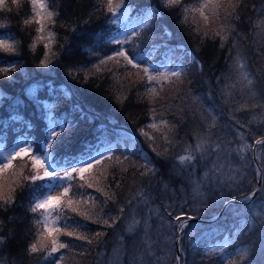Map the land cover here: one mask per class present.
<instances>
[{
    "label": "trees",
    "instance_id": "16d2710c",
    "mask_svg": "<svg viewBox=\"0 0 264 264\" xmlns=\"http://www.w3.org/2000/svg\"><path fill=\"white\" fill-rule=\"evenodd\" d=\"M124 1L133 3V12L136 13L157 2ZM202 1L180 0V4L165 9L162 20L154 18L149 23V27L157 32L161 25L168 27L172 33L169 44L173 48L180 46L175 56L184 61L182 82L173 85L166 81L158 91L160 95L155 97L147 96L142 84L131 86L130 81L139 80L144 75L142 72L131 66L123 67V61L121 66L109 61L107 65L96 68L93 66L97 64L95 57L84 50L91 48L102 54L109 49L96 45L97 33L103 32L107 39L111 32L105 29L111 28L114 34L117 27L105 24L106 16L110 15L107 13L108 0H48L51 11L57 13L51 22H47L54 32L50 49L45 47L48 39L43 42L37 40L41 35L39 24L24 23L35 16L32 0H20L19 6L13 0H7L11 11L0 8V24L4 25L0 29L7 30L16 38L12 43L16 52L0 50L16 58L15 71L7 75L0 72L3 94L18 91L31 73L40 80L51 78L57 82L64 81L94 114V120L83 127L73 140L72 151H78L85 142H95L94 137L115 134V124H120L137 133L157 169L154 177H142L139 166L144 161L139 155L117 148L112 160H103L85 174L88 183L97 178L94 187L88 188L95 199H88L80 209L91 215L92 220H85L79 215V227L72 231L87 236L91 243L70 237L75 254L64 255L62 262L65 264H176V250L170 242L171 232L167 224L170 217L165 213L171 212L174 216L179 205L197 215L191 210L200 206L199 197L194 193V181L200 183L201 191L211 196L205 187L208 176H212L213 184L217 180L226 184L230 170L242 168L244 179L241 187L244 191L235 194L246 195L252 184H256V167L249 146L255 138L264 136V24L261 23L264 21V0H240L235 11L232 7L226 9L220 2V6L215 8L216 14L208 13V17L223 18L225 21L222 24L216 21L205 23L198 11L184 12V8L198 7ZM223 25L226 30L222 33L227 35L226 40L213 36L214 32L223 30ZM198 28L200 31H197ZM205 31L208 36L203 35ZM43 35L47 34L44 32ZM69 46L71 54L67 51ZM50 52L57 53L58 57H52L48 66L50 71H47L39 65ZM194 53L200 65L191 58ZM237 54L246 60L253 73L255 94L250 93L246 82L240 80L235 67ZM155 59L159 63L160 59ZM75 65L84 68L76 80L68 75ZM5 67L1 63L0 68ZM110 68L112 71L108 70ZM204 90L207 94L205 101L214 107L218 115L215 127L211 128L212 138L221 144L227 155L222 152L218 159L209 154L203 160L197 155L198 163L193 170L191 166L182 167L176 157L186 154L184 148L187 146L194 149L198 137L209 131V107L203 104L200 96ZM151 99L155 103H150ZM153 108L156 110L155 118L165 119L172 128L171 132L164 127L161 130L147 127L153 120ZM141 130L153 136L155 141L149 140ZM164 132H168L169 139L174 143L166 144L162 140ZM237 132L242 135H237ZM154 147L161 152L167 147V155L157 156ZM241 149L242 152L239 151ZM257 155L260 164L264 165V145H257ZM125 156L130 159L124 160ZM116 158H120L119 163ZM216 163L224 167L221 172L212 175L210 170ZM193 171L194 175H190ZM10 188L15 189L12 193L14 201L0 206V264H50L52 257H48L46 252L28 251L38 238L34 222L36 216L29 210L30 192L26 187L21 190L17 184ZM10 188L4 193H8ZM96 188L114 193V199L106 201ZM141 192L147 203L140 199ZM216 194H219L218 188ZM209 204L208 211L197 216L210 217L221 208L212 205L211 199ZM169 205L173 207L169 208ZM121 207L124 212L115 226H104L102 220L109 219L111 223L110 217L119 215ZM223 212L219 224L207 230L201 231L197 221L189 222L181 243L182 264H228V261L241 264L244 260L264 264V193L258 192L251 204L232 202V208L225 207ZM98 219L100 223L96 222ZM226 231L233 234L232 246L238 244L243 247L238 255L229 260H224L208 248L212 239ZM97 232L101 233L98 237Z\"/></svg>",
    "mask_w": 264,
    "mask_h": 264
},
{
    "label": "snow or ice",
    "instance_id": "6c2138e0",
    "mask_svg": "<svg viewBox=\"0 0 264 264\" xmlns=\"http://www.w3.org/2000/svg\"><path fill=\"white\" fill-rule=\"evenodd\" d=\"M13 2L16 3L17 6L20 4V0H13ZM210 3L213 4L212 15H215V8L220 6V0H205V2L199 4L198 7L184 8V12L198 11L204 16L203 9L208 8ZM178 4H180V0H157L155 5L145 6V11L142 14L138 13L134 24L130 26L126 23L128 20L127 11H118L120 7H127V5L124 4V0H121V4L116 7L113 6V0H108L107 13L110 15L106 16L105 24L109 26L118 25L119 27H116L114 34L109 35L107 39H105L103 32L96 34V45L99 47H108V54L100 55L92 51L91 48L84 49L90 56L95 57L98 61V63L93 66L99 68L100 65H107L109 61L114 62L117 66H121V61H123V67L131 66L144 74L139 80L135 82L130 81V84L132 87L137 83L142 84L146 88V95L149 97L160 95L153 85H160L162 88L164 81L173 85L177 82H182V77L184 75L183 67L180 63L176 62L178 57L175 56V51L180 46L177 45L176 48H173L169 44V41L172 39V33L166 25H161L159 32L149 27L150 21H153L154 18L163 19L165 9L172 8ZM239 4L240 0H236V3H232V0H229V5L232 7L233 11L239 7ZM32 5L35 16L32 17L31 20H25L24 23H38V31L41 35L37 37V40L43 42L48 39L49 43L45 44V47L50 49L51 39L54 34L49 31L46 37L43 33L45 32L46 22H51L52 18L56 16L57 13L49 10L45 0H32ZM0 8L11 11L7 0H0ZM185 19H187V17H185ZM204 20L206 22L208 17L204 16ZM261 23L264 24V21ZM3 26V24H0V27ZM73 31H75V29H73ZM105 31L112 32V29L106 28ZM197 31H200V29L198 28ZM203 35L208 36L209 33L205 31ZM213 36H221L222 40L227 39V35H224L222 31L214 32ZM0 50L7 53H14L16 52V47L10 43L8 39L0 38ZM67 51L71 54L70 46ZM169 53H172V55L170 56ZM184 54H187L186 51ZM160 56H163V60L157 63L155 58ZM52 57H58V54L54 52L46 54L44 59L40 61L39 66L44 70L50 71L48 66L52 62ZM235 67L240 72V80L247 81L248 84H251L252 81L248 79V74L243 71V65L240 64L239 61H237ZM15 70V64L0 68V72L6 75ZM83 70V66L75 65L68 71V75L76 80L78 79L79 73ZM108 70L112 71L111 68ZM29 91L31 92L32 89H29ZM150 103H155V100L151 99ZM78 110L82 115L84 114L82 108H78ZM151 112L153 113L154 122L147 127L160 130L161 126H163L164 128H168V132L172 131V128L168 126V122L165 119L161 118L159 123L155 122V108L151 109ZM208 115L211 119L209 131L198 137L194 149L192 146H187L184 148L186 154L176 157L177 162L182 167L191 166L194 170L198 163L197 155H199L201 160L209 154L215 155L219 159L221 153L225 152L221 144L215 142L212 138L211 128L215 127L216 118L212 115L211 109L208 110ZM28 126L30 127L31 125ZM75 127H78L75 122L69 123L66 127L64 123H60L49 115V124L47 133L43 138V143L35 141L30 137H25L21 141L23 146H18L12 152L4 154L3 159H0V174L12 169L13 162L18 159H27L31 161L32 167L29 175L23 177L22 180L17 183V187L21 190H23L26 185L33 194L29 210L36 216L34 222L38 228L39 234L36 242L29 246L28 251L31 253L46 252L48 257H52L50 264H59V260L62 258H56L54 254L61 248L68 247L67 244L58 243L56 234H64L69 237L75 236L77 239L87 240L91 243L87 236L67 230L70 227L67 213H77L85 220H92L91 215L87 212H81L73 205L81 202L87 203L88 199H95V197L90 196V194L85 191L88 188L94 187L92 183L85 181V174L91 172V170L95 166L100 165L103 160L113 159L114 150L111 140L107 138L102 139L100 137H94L95 142H85L78 152L70 157L59 155V150L71 137L72 130ZM57 128H59V131H57ZM141 132L149 140L155 141V138L147 132H143V130H141ZM168 132L162 133L161 138L166 144H172L174 141L169 139ZM237 135H242V133L237 132ZM120 139H124L123 134L120 135ZM256 145H264V136L256 139L254 145L249 147L254 149ZM135 146V139L133 137H127L122 150L140 155L141 159L144 160V163L139 166L140 175L142 177H154L157 169L152 160L142 153H135ZM153 151L156 152L157 156H166L168 150L167 147H165L164 151L161 152L157 151L154 147ZM239 151L242 152L243 150L241 149ZM225 155H227L226 152ZM123 159L129 160L130 157L125 156ZM240 159L241 161L244 160L243 155H241ZM116 162L119 163L120 158H116ZM223 167L224 165L216 163L213 164L210 171L212 175H215L221 172ZM254 171L257 178L256 184H259V187H256V184H252V187L247 191L246 195L238 196L235 194L244 191L241 187L244 179V170L242 168L231 169L226 184H221L219 180L213 184L212 176H208L205 187L209 189L211 196L201 191L200 183L194 181V193L199 197L200 206L191 210L195 211L197 215L201 212H207L211 206L209 204L210 199L212 205L226 206L228 208H232L233 201H243L247 204L253 203V197H255L258 192L264 193V165H261V167L256 168ZM190 175H194V171L190 173ZM117 187H119V184H117ZM74 188L76 191H73ZM217 188L219 189L218 195L216 194ZM96 191L100 192L106 201L114 199L115 194L105 191L104 188H96ZM14 192V188H10L8 193L0 192V206L10 205L14 201V195L12 194ZM139 196L144 203H147V199L142 192L139 193ZM168 207L172 208L173 206L169 205ZM175 211L176 214L174 216L171 212L165 213L170 217L167 222L169 231L171 232L169 239L176 250L182 253L183 248L181 243L186 234L185 229H188L189 221L196 219V217L189 215V211H186L185 207L179 205L176 206ZM123 212L124 209L121 207L119 209V215L110 217L111 223H109V219H103V225L109 228L114 227ZM54 213L56 214L55 216H53ZM213 218L215 217L213 216ZM61 220H63L64 223L63 229L55 226L56 223ZM96 222L100 223L101 220L98 219ZM72 223L78 224L79 222L73 221ZM190 232L191 229H189V233ZM100 235L101 233H96L97 237ZM175 260L176 264H180L181 256L177 255ZM228 264H236V262L228 261Z\"/></svg>",
    "mask_w": 264,
    "mask_h": 264
},
{
    "label": "rangeland",
    "instance_id": "374dc122",
    "mask_svg": "<svg viewBox=\"0 0 264 264\" xmlns=\"http://www.w3.org/2000/svg\"><path fill=\"white\" fill-rule=\"evenodd\" d=\"M220 2L226 7V9H230L231 6L229 5V0H220ZM211 5H213V4L210 3L209 6H211ZM207 9H208V8L203 9V13H204V16H207V17H208ZM118 11H127V13H128V20L126 21V23H128L130 26H131L132 24H134L135 19H136L137 16H135V15H130V16H129V9H128V8H123V7H122V8H121L120 10H118ZM204 16H202V15L200 14V12H199V17H200V19L203 20V21L205 22V20H204ZM213 21H216V22H220V23H221L222 21H225V20H224L223 18H210V17H208V20H207L205 23H208V24H209V23H212ZM222 23H223V22H222ZM222 23H221V24H222ZM223 30H224V31H223ZM223 30H222V32H225V30H226V29H224V25H223ZM220 31H221V30H220ZM45 33L47 34V32H45ZM244 72L248 74V78L250 79L251 76L249 75V73L247 72V70H244ZM249 85H250V87L255 88L254 85H253L252 83L249 84ZM198 99H199V98H198ZM200 102H201V101H200ZM215 117H216V116H215ZM161 129H163V126H161L160 130H161ZM21 145H22L21 141L16 142V143L14 144L13 150L16 149L18 146H21ZM4 154H5V153H3L2 150H1V148H0V157H3ZM24 170H26V167H25V166L14 165L12 169H9L8 171H6V174H7L8 176H12V177H14V178H20ZM96 182H97V178L94 177V178L91 179V183H92V184H93V183H96ZM73 206H74V207H77V208L80 210L81 208L84 207V203L81 202V203H78V204H74ZM70 213H71V212H70ZM55 226H57V225H55ZM69 231H70V230H69ZM69 238H70L69 236L64 235L62 241H60V243H64V244H67V245H68V247L66 248V254H65L66 257L72 256L73 254H75L74 251H71V250H70V242H69ZM224 242H225V241L217 242V243L215 244V246H216V247H221V246L224 244ZM61 264H65V263H64V262H61Z\"/></svg>",
    "mask_w": 264,
    "mask_h": 264
},
{
    "label": "bare ground",
    "instance_id": "6f19581e",
    "mask_svg": "<svg viewBox=\"0 0 264 264\" xmlns=\"http://www.w3.org/2000/svg\"><path fill=\"white\" fill-rule=\"evenodd\" d=\"M233 202H236V201H233ZM239 202L241 203V202H243V201H239ZM239 202H238V203H239ZM243 203H245V202H243ZM223 207H225V206H221L220 209H222ZM220 209H219V210H220ZM189 215L195 216V217L198 218V219L201 218V220H198V222H199L200 224H206V223H209L210 221L213 220V215L210 216V217L197 216V215H194V214H191V213H189Z\"/></svg>",
    "mask_w": 264,
    "mask_h": 264
},
{
    "label": "water",
    "instance_id": "95a60500",
    "mask_svg": "<svg viewBox=\"0 0 264 264\" xmlns=\"http://www.w3.org/2000/svg\"><path fill=\"white\" fill-rule=\"evenodd\" d=\"M254 142H255V141H254ZM253 145H254V143H253ZM254 153H255V148L253 149V159H254V162L256 163L257 167L259 168L260 166H259V164H258V162H257V159H256ZM257 186H258V184L256 185V187H257ZM196 219H197V220H201V218H200V219L196 218ZM177 255H179V254H178V251H177Z\"/></svg>",
    "mask_w": 264,
    "mask_h": 264
}]
</instances>
